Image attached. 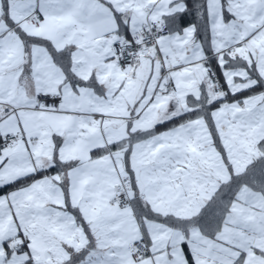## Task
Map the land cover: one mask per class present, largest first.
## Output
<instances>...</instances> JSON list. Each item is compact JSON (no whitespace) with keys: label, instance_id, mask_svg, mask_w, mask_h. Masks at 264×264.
<instances>
[{"label":"snow or ice","instance_id":"1","mask_svg":"<svg viewBox=\"0 0 264 264\" xmlns=\"http://www.w3.org/2000/svg\"><path fill=\"white\" fill-rule=\"evenodd\" d=\"M0 264H264V0H0Z\"/></svg>","mask_w":264,"mask_h":264}]
</instances>
